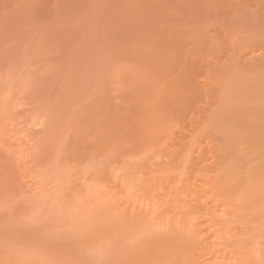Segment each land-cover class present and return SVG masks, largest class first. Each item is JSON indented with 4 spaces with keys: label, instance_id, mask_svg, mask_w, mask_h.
Instances as JSON below:
<instances>
[{
    "label": "rangeland",
    "instance_id": "1",
    "mask_svg": "<svg viewBox=\"0 0 264 264\" xmlns=\"http://www.w3.org/2000/svg\"><path fill=\"white\" fill-rule=\"evenodd\" d=\"M262 251L264 0H0V264Z\"/></svg>",
    "mask_w": 264,
    "mask_h": 264
},
{
    "label": "bare ground",
    "instance_id": "2",
    "mask_svg": "<svg viewBox=\"0 0 264 264\" xmlns=\"http://www.w3.org/2000/svg\"><path fill=\"white\" fill-rule=\"evenodd\" d=\"M113 178V177H112ZM115 178V177H114ZM218 179V178H217ZM165 180H168V179H165ZM150 181H152V180H150ZM216 181V180H215ZM114 182V181H113ZM148 182V181H147ZM212 182V181H211ZM152 184H150V185H152L153 187H148V188H152V190L154 189V193H155V191H157V189L159 188L158 186H160L159 184H157L158 186H155V185H153L154 184V180H153V182H151ZM156 183V182H155ZM166 183L168 184V182L166 181ZM149 184V183H148ZM207 184V183H206ZM215 183H213V185H214ZM117 185V184H116ZM136 185H138V184H136ZM149 185V186H150ZM114 187V186H113ZM128 187V186H127ZM197 189H198V187H196ZM121 189V188H120ZM133 189V188H132ZM208 189V188H207ZM124 190V189H123ZM130 190V189H129ZM195 191V190H194ZM204 191V190H203ZM119 192V191H118ZM133 192V191H132ZM196 192H199V190L198 191H196ZM149 193H150V190H149ZM154 193H152V195L154 194ZM157 194V193H156ZM195 194V193H194ZM196 194H199V193H196ZM158 195V194H157ZM188 195V194H187ZM190 195V194H189ZM201 195V194H200ZM120 196H123V194L122 195H120ZM124 196H126V194L124 195ZM129 196H131V194L129 195ZM133 196V195H132ZM193 196H195V195H193ZM203 196V195H202ZM202 196H199L198 195V197L197 196H195V198L197 197V202L200 200V199H198V198H201ZM164 197H169V196H164ZM177 197H179L180 198V196H177ZM129 198V197H128ZM152 198H153V196H152ZM152 198H150V199H152ZM155 198V197H154ZM133 199V198H132ZM149 199V200H150ZM156 199V198H155ZM155 199H152V201H148V202H145V201H143L142 203L141 202H139V201H137L136 200V202H139V203H136L134 200H132L131 202L129 201V200H125V202H121V203H125V206H126V204H127V208H125V210H128V209H130V213H132V215L133 216H136V217H142V218H144L145 220L146 219H149L150 221H154V222H158L159 220H161L160 219V213H159V211L161 210H159V208L162 206H160L159 204V200H157V202H155L156 200ZM168 199V198H167ZM184 199V197L182 198V200ZM188 199H189V197H188ZM191 199V198H190ZM119 200V199H118ZM146 200H148L147 198H146ZM185 200V199H184ZM187 200V199H186ZM193 200V199H192ZM120 201L121 200H119L118 202L120 203ZM162 201V200H161ZM168 201H169V199H168ZM174 201V204H175V200H173ZM189 201V200H188ZM201 201V200H200ZM200 201H199V203H200ZM150 202V203H149ZM117 203V202H116ZM153 203H155V205L153 204ZM156 203H158V204H156ZM168 203V202H167ZM188 203V202H187ZM164 204H166V202L164 203ZM174 204H172V206L174 205ZM176 204H177V202H176ZM179 204V203H178ZM118 205V204H117ZM158 205V206H157ZM188 205V204H187ZM124 206V205H123ZM124 206V207H125ZM160 206V207H159ZM176 206V205H175ZM191 206V205H190ZM197 206V205H196ZM156 207V208H155ZM180 207V206H179ZM188 207H189V205H188ZM117 208V207H116ZM123 208V207H122ZM162 208V207H161ZM172 208H174V206L172 207ZM185 208V207H184ZM121 209V208H120ZM177 209H179V208H177ZM186 209H189V208H187L186 207ZM201 209V208H200ZM158 210V211H157ZM177 211V210H176ZM179 211V210H178ZM175 213H177V212H175ZM225 213H227V211L226 212H224V215H222L223 217H226L227 215H229V214H225ZM160 215V216H159ZM221 217V216H220ZM220 217H218V218H220ZM167 219V218H166ZM162 220H163V218H162ZM169 220V219H168ZM176 220V219H175ZM192 220V219H191ZM221 220V219H220ZM147 221V220H146ZM176 221H178L179 222V220H176ZM181 221H183L182 219H181ZM193 221V226H195L194 225V223H196V222H194V220H192ZM223 221V220H222ZM164 222V221H163ZM185 222V221H184ZM149 223H152V222H149ZM187 223V222H186ZM188 224V223H187ZM222 225H223V222L221 223ZM220 224V225H221ZM226 224V223H225ZM170 225V224H169ZM185 225V224H184ZM174 226V225H173ZM187 228H189V226L187 227ZM193 228V227H192ZM177 229H179V228H177ZM183 229V228H182ZM191 228H189V230H190ZM195 230V229H194ZM193 230V231H194ZM199 230V229H198ZM220 230V229H219ZM191 231V230H190ZM196 232H197V230H196ZM199 232V231H198ZM262 252H264V251H262ZM212 253V252H211ZM210 254V253H209ZM263 254V253H262ZM264 255V254H263ZM209 261V260H208ZM214 261V260H213ZM217 261V260H216ZM215 261V262H216ZM214 262V264H216ZM211 263V262H210ZM202 264H204V262H202ZM209 264V263H208ZM220 264V263H219Z\"/></svg>",
    "mask_w": 264,
    "mask_h": 264
}]
</instances>
